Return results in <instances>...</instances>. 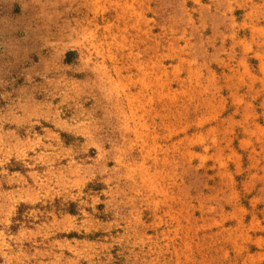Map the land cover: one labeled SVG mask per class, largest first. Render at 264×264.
Instances as JSON below:
<instances>
[{
  "label": "rangeland",
  "instance_id": "1",
  "mask_svg": "<svg viewBox=\"0 0 264 264\" xmlns=\"http://www.w3.org/2000/svg\"><path fill=\"white\" fill-rule=\"evenodd\" d=\"M0 264H264V0H0Z\"/></svg>",
  "mask_w": 264,
  "mask_h": 264
}]
</instances>
